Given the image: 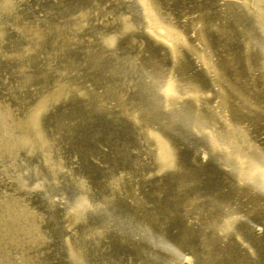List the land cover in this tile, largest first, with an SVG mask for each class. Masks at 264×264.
Masks as SVG:
<instances>
[{
	"label": "rangeland",
	"instance_id": "1",
	"mask_svg": "<svg viewBox=\"0 0 264 264\" xmlns=\"http://www.w3.org/2000/svg\"><path fill=\"white\" fill-rule=\"evenodd\" d=\"M149 3L0 0V264H264V0Z\"/></svg>",
	"mask_w": 264,
	"mask_h": 264
},
{
	"label": "bare ground",
	"instance_id": "2",
	"mask_svg": "<svg viewBox=\"0 0 264 264\" xmlns=\"http://www.w3.org/2000/svg\"><path fill=\"white\" fill-rule=\"evenodd\" d=\"M243 1L247 5H248V3H252L254 6H256L260 1L263 2V0H243ZM143 2L145 4V6L147 7L146 9L148 10L147 14H148V17H149L150 26H151L152 30L155 32V34H156V28L158 27V25H160L159 18L155 14L153 7H151V5L149 3V0H143ZM252 4H249L248 6L252 7L253 6ZM254 6L252 8L255 9ZM172 34H173L172 31H167L165 34L162 35V37L165 40H167L168 42H170L171 38H173ZM168 92L171 93V94L175 93L174 85H171L168 88ZM159 143H160V155H161L162 160H164L167 163L172 162L173 153H172V150H171L170 146L168 145V143L165 140L161 139V138L159 139Z\"/></svg>",
	"mask_w": 264,
	"mask_h": 264
}]
</instances>
